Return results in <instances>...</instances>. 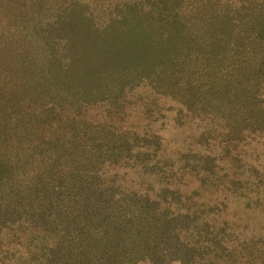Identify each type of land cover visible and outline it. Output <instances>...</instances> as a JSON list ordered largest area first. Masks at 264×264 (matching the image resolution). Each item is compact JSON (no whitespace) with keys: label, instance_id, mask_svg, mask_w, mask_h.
I'll list each match as a JSON object with an SVG mask.
<instances>
[{"label":"trees","instance_id":"trees-1","mask_svg":"<svg viewBox=\"0 0 264 264\" xmlns=\"http://www.w3.org/2000/svg\"><path fill=\"white\" fill-rule=\"evenodd\" d=\"M0 264H264V0H0Z\"/></svg>","mask_w":264,"mask_h":264}]
</instances>
